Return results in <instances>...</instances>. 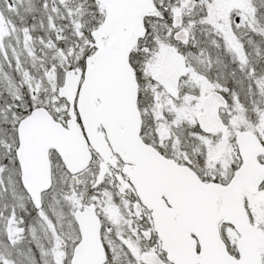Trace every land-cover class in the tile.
<instances>
[{"label": "snow or ice", "instance_id": "6c2138e0", "mask_svg": "<svg viewBox=\"0 0 264 264\" xmlns=\"http://www.w3.org/2000/svg\"><path fill=\"white\" fill-rule=\"evenodd\" d=\"M0 264H264V0H0Z\"/></svg>", "mask_w": 264, "mask_h": 264}]
</instances>
